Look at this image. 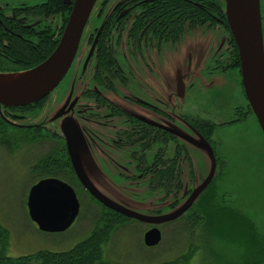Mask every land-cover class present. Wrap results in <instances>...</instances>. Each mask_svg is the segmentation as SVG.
Segmentation results:
<instances>
[{
  "label": "rangeland",
  "instance_id": "374dc122",
  "mask_svg": "<svg viewBox=\"0 0 264 264\" xmlns=\"http://www.w3.org/2000/svg\"><path fill=\"white\" fill-rule=\"evenodd\" d=\"M6 1L20 3L24 0ZM260 11L264 14V0H260ZM93 14L91 11L86 24L93 20ZM80 42L75 58L60 84L37 109L15 112V117L23 116L15 119L23 120L21 124L27 125L37 123V118L32 117L33 115L40 116L42 123L49 129H60L65 118L72 119L85 145V151L79 155L80 164L93 186L108 199L120 201L124 198L130 209L141 214H151L152 209L157 207L152 205L154 198L148 195L143 180H132L136 173L127 151L121 148L114 150L109 144L117 140L116 132L120 129L121 122L85 120L71 110L62 117L55 118L68 101L72 107L80 97L83 83L80 71L84 69L80 63ZM224 48L225 35L220 30H190L179 42L170 45L168 52L162 54L163 61L154 60L151 72L139 70L137 90L150 100H155V104L158 102L165 105L172 114L185 111L196 113L201 104L202 111L204 109V113L213 117V121L219 122L244 101L238 87L237 72L228 70L219 73L214 69V59L218 55L224 56L229 50L227 48L225 51ZM178 77L184 86L181 96L177 95ZM110 98L131 115L148 117L145 109L117 100L113 96ZM1 114L6 117L4 111ZM28 136L23 129L9 128L3 120L0 121V225L9 235L6 254L22 256L43 250L68 251L88 236L94 225L93 216L96 217L101 212L100 208L77 186L76 195L81 206L80 217L78 215L76 222L61 233L37 230L25 209L28 191L37 182L30 167L50 147L49 142L32 140ZM193 142L194 140L187 138L186 146L192 157H197L195 154H198L200 169L197 165H193V169L204 179L209 171V157ZM213 142L217 146L216 157L226 163L222 172L225 177L220 183V194L230 193L235 205L251 219L260 234H264V140L256 120L248 115L246 120L216 128ZM192 146L195 148L192 149ZM198 184L196 182L195 186ZM185 188L184 184L182 189ZM173 209L175 208H166L160 214H170ZM187 219L188 217H183L177 223L159 226L161 241L155 248H146L142 244V235L148 227L131 220L111 235L110 241L103 247L104 258L109 264L166 263L180 258L184 253L187 255L189 244L194 243L196 248H193L191 254L193 264L220 260L239 262L243 246L226 243L228 241L220 240L212 232L207 233L201 229L194 233L191 240L187 230L183 232L185 226L189 225Z\"/></svg>",
  "mask_w": 264,
  "mask_h": 264
},
{
  "label": "flooded vegetation",
  "instance_id": "af4514ba",
  "mask_svg": "<svg viewBox=\"0 0 264 264\" xmlns=\"http://www.w3.org/2000/svg\"><path fill=\"white\" fill-rule=\"evenodd\" d=\"M73 1L61 0L62 5H59V0H24L20 3L0 0V72L9 65V41L20 40L35 48L36 39L41 37V32L57 35L65 13L69 8V13L71 11ZM173 1L180 8L193 7L195 10L206 11L210 22H197L190 26L183 23L178 30H173L168 21H155L142 16L145 10L157 8L168 1L97 0L92 10L93 20L86 24L80 39V63L81 67H84L80 71L83 79L80 97L71 109H68L85 120L121 122L120 129L116 132L117 140L110 142V147L127 151L128 159L136 173L132 180L144 181L148 195L154 198L152 205L157 206L153 208L152 213L155 214H160L166 208H174L181 200L179 204H182L195 188V183L203 181L202 177L194 172L193 165H200L198 154H195L197 157L189 154L187 138L204 140L207 139L206 134L210 127L216 129L225 124L246 120L248 115L253 116L241 86L238 53L225 21L224 0ZM218 5H222V19L215 18L214 10ZM68 16L69 14L66 16V22ZM260 18L264 48V14L261 11ZM196 28L205 31L220 30L225 35L224 50H229L224 56L218 55L214 59V69L219 73L236 71L239 77L238 87L244 97L242 105L235 106L232 112L224 115L219 122L213 121V117L204 113L201 104L198 105L196 113L185 111L172 114L165 105L158 102L155 104V100H150L137 90L139 70L151 72L155 59L163 61L162 54L169 51L170 45H175L186 32ZM46 37L50 42L49 35ZM228 40H232L233 44H228ZM110 96L145 109L148 117L131 115L116 101H112ZM69 106L68 101L66 108ZM5 116L7 124L44 130L51 137H56L65 147L59 127L49 129L42 123L40 116L33 115L32 117L37 118V123L27 125L21 124L23 120L12 119L9 113ZM210 140H213V135ZM191 148L194 149L195 146ZM184 184L186 188L182 189Z\"/></svg>",
  "mask_w": 264,
  "mask_h": 264
},
{
  "label": "water",
  "instance_id": "95a60500",
  "mask_svg": "<svg viewBox=\"0 0 264 264\" xmlns=\"http://www.w3.org/2000/svg\"><path fill=\"white\" fill-rule=\"evenodd\" d=\"M96 2L97 0L73 1L58 43L43 62L27 71L0 73L1 119L5 120L2 111L20 109L38 103L60 84L75 58L83 29ZM224 2L225 21L238 53L240 82L244 97L264 140V48L259 0H224ZM183 91V83L178 77V96H181ZM66 107L67 103L55 118L65 115L71 106ZM60 132L71 168L82 189L102 207L129 220L150 226L142 236L146 248L158 246L161 241L158 227L174 222L186 213L208 187L214 175L215 157L212 149L201 138L194 140V145L204 150L209 157V171L204 180L170 214H141L130 209L128 201L124 198L120 201L108 199L89 181L79 159V155L85 151V145L72 119L65 118L62 121ZM139 203L140 201L137 204ZM25 209L29 220L37 230L44 233H61L75 223L79 214V202L69 184L57 178H46L30 187Z\"/></svg>",
  "mask_w": 264,
  "mask_h": 264
},
{
  "label": "trees",
  "instance_id": "16d2710c",
  "mask_svg": "<svg viewBox=\"0 0 264 264\" xmlns=\"http://www.w3.org/2000/svg\"><path fill=\"white\" fill-rule=\"evenodd\" d=\"M165 1H168L167 4L162 2L164 4L157 8L145 10L142 16L155 21H168L169 27L173 30H178L183 23H188L190 26L197 24V22L200 24L210 22L208 21L209 14L204 10H195L193 7L180 8L173 0ZM58 4L62 5L61 0H59ZM207 8L209 9V7ZM69 10L70 8L64 15V20L61 22L57 35H50L41 30L43 32H41V37L36 39L37 46L35 48L20 40L9 41V49L7 50L9 53V65L5 67L2 73L26 71L43 62L56 47ZM214 11L215 18H223L221 13L222 5H218ZM47 35L51 39L50 42L46 37ZM229 44H233L232 40L231 42L229 40ZM234 53L236 52L234 51ZM235 59L237 63L236 54ZM40 105L41 101L21 109H8L4 113H9L13 117L12 119H20V117H15L12 114H16L15 112L22 113L31 109L35 110ZM0 121H2L1 118ZM3 122L7 124L4 119ZM8 126L18 130L23 129L32 140L49 142L50 150L38 158L35 164L30 167V171L36 175L37 181L46 178H57L69 184L76 191L79 185L74 177L62 142H59L54 136L51 137L44 130L35 129L36 127H18L14 124H8ZM214 130V127H210L206 134L207 139L204 140L207 141L215 155L214 151H216L217 146L213 140H210ZM225 168V161L216 157L213 178L189 212L184 216L188 217L189 225L185 226L183 232L187 230L192 240L194 233L201 229L207 233L212 232L220 240L228 241L226 243L243 246L242 249L244 250L239 262L220 260L207 262V264H264V234L261 235L251 219L235 205L230 193L222 192L223 194H220L219 192L220 183L225 177V174L222 173ZM90 199L100 208L101 212H98L96 217H94L95 215L93 216L94 225L88 236L68 251L53 252L43 250L22 256H8L6 254L8 231L0 225V264H109L104 258L103 247L110 241L111 235L117 228L125 226L131 220L101 207L92 198ZM182 219L183 217L178 220ZM178 220L176 221L178 222ZM193 248H196V245L190 243L188 247V250H190L187 255L184 253L180 258H174L166 263L151 264H193L191 262Z\"/></svg>",
  "mask_w": 264,
  "mask_h": 264
}]
</instances>
